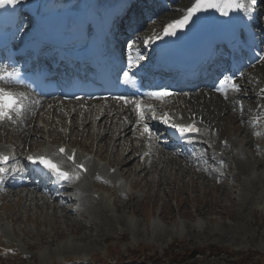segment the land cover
Returning a JSON list of instances; mask_svg holds the SVG:
<instances>
[{
	"label": "rangeland",
	"instance_id": "1",
	"mask_svg": "<svg viewBox=\"0 0 264 264\" xmlns=\"http://www.w3.org/2000/svg\"><path fill=\"white\" fill-rule=\"evenodd\" d=\"M217 120L218 125L231 123L237 126L233 130L239 129L231 133L244 148L241 159H251L248 168L240 170L231 158L227 176L218 180L199 173L177 174L179 170L170 166L149 176L132 172L126 178L125 169L141 164L133 160L120 168L111 162L116 175L107 186H93L92 192L82 188L84 199L93 202L81 203L80 212H52L27 199L16 204L22 193L11 194L0 205V245L11 251L0 253V264H264V153L246 144L243 121L227 115ZM77 138L99 157L88 131ZM257 143L264 144L262 139ZM117 145L112 149L110 144L104 162L120 153ZM163 163L165 167L167 161ZM96 255L105 257L104 263H93L90 257Z\"/></svg>",
	"mask_w": 264,
	"mask_h": 264
},
{
	"label": "snow or ice",
	"instance_id": "2",
	"mask_svg": "<svg viewBox=\"0 0 264 264\" xmlns=\"http://www.w3.org/2000/svg\"><path fill=\"white\" fill-rule=\"evenodd\" d=\"M19 0H0V7L8 4H16ZM258 0H190V6L181 11V15L177 19H172L170 22L166 23L163 27V36H176L178 31L185 29L190 25L193 19L201 12H205L209 9H215L219 11L222 15H228L232 11H242L248 12V5H256ZM161 37L159 34L155 36H149L147 38L148 43L155 40H159ZM129 48L135 47V41L128 46ZM145 57L136 50L135 53H129L127 57V63L129 67H138L140 61L144 60ZM135 73L130 74L129 72L123 73V79L125 83L133 82V76ZM21 76L20 71L13 70L8 71L3 69V75H0V81L5 82V86H0V123L4 121H11L13 119V114H19L23 111L24 105L22 103L23 93H16L7 87V84L12 81V78H17V82H21L19 77ZM241 78H243V73H241ZM231 82V91L236 93H241L243 91L242 86L232 79L231 76L226 77L225 81L221 84ZM218 91H223L222 88H218ZM152 98L164 99L166 97L174 95V93L167 90L153 92L150 94ZM260 96L264 98V88L260 89ZM225 98H227V92H225ZM118 100H123L125 104L130 101L121 96L117 97ZM135 104V108L138 114V124H143V131L141 135H147L148 139L154 138L152 129L149 124L146 123V119H162V122L169 125L173 129L180 139L189 137L192 134L199 135L201 133V128L195 122L191 120L188 123L175 122V119L170 114H163L161 117H157L156 110L153 105H144L139 101H131ZM241 111H243V105H241ZM183 117H181V120ZM200 123H203V118H201ZM225 143H227L225 141ZM33 165H36L41 169V171L48 177H51L54 182H76L81 179V172L86 173L88 169L83 163H77L75 151L67 150L64 147H60L57 152L53 153L51 156L46 154H38L35 156H28L26 158ZM10 160L8 155H0V163L7 164ZM71 165V171L65 170V164ZM115 171V169H113ZM8 169L5 167H0V184L4 183L5 174ZM99 178V177H98ZM107 182V181H106Z\"/></svg>",
	"mask_w": 264,
	"mask_h": 264
},
{
	"label": "bare ground",
	"instance_id": "3",
	"mask_svg": "<svg viewBox=\"0 0 264 264\" xmlns=\"http://www.w3.org/2000/svg\"><path fill=\"white\" fill-rule=\"evenodd\" d=\"M189 5H190V0H185L184 2H182L179 5V8L180 9H186ZM180 12L181 11H174L173 12V15L174 16H178L180 14ZM167 15L168 14H165L163 16V18H167V19L162 23V25L160 27H162L166 23L170 22L174 18L173 15H169L168 17H167ZM157 29L159 30V26H157L153 30H149L147 33L142 34L141 37L143 39H145V37L147 35L154 34ZM251 81L254 82V86H253L254 89H252V90L250 89V87L252 86L250 83H245L244 84V90L239 94V97L237 98V99H242L243 97L248 96V97H245V102L243 101L244 108H243V113L242 114L240 113L239 103L238 102H236V103L234 102L235 99H232L229 103H227V102L221 101L218 98H214L213 97L212 99H207V98L203 97L201 94H197L194 98H192V99H190L188 101L189 102L190 114L186 115L185 117L186 118H189L187 120H191L190 118H192V119L193 118H196L199 121L201 120V118H203V122L206 123L204 125L210 126L211 127L210 130L216 128V136L217 137H221L223 139H226L227 144L229 146H231L233 148V150H236V147L234 146L235 141L233 140L234 138L232 137V134L231 133L230 134L227 133V131L229 130L228 128L232 124L230 123L231 125L230 124L228 125V123H224V124L223 123H220V125H218V123H215V121L217 120V117H218V119H221L223 117L222 116V112H224L225 115L227 114V117L228 118H236V119H239V122L240 121H243L244 118L249 117L252 114V112H251L250 109L251 108H252V110L256 109L258 107V104L261 102V99L254 100V98H255V96L256 97H259L260 96L259 88L257 87V85L260 84L261 82H263V83H261L260 85H264V64H262L261 67L258 68L256 71H255V69L252 70ZM255 83H256V86H255ZM74 107H76V105ZM114 108H115V105L113 104L111 106V110L114 109ZM235 108H236V112H234V109ZM260 109L261 108H259L258 111H260ZM216 110H219V112H215ZM115 111H116V109L114 110V112ZM69 112H71V111H69ZM217 113H219V115H217ZM51 114H52L51 112H46L45 113V115H51ZM53 114H54V116H58L54 112H53ZM76 114H73L72 116H76ZM104 117L100 118L99 121H101ZM40 120H41V118H39V122H36V124H35V126H37L36 128H46V127H48V125H51L53 122H56L55 119H53L52 123H50L46 118H44V119H42V121L44 122V125L41 126ZM95 121H97V118H95V119H92V118L89 119V123H93ZM200 125H203V124L200 123ZM243 125H245V124H243ZM246 126H247V129L243 130L242 133H246V135L249 138L248 139V143L249 144H252L255 141V138L251 134L252 128L250 127V125L248 126L246 124ZM131 128H132V126H129L128 127L125 124L119 123L118 126L116 127V130L117 131L114 132V134H113V138L114 139H117L123 133L135 135L136 134V131L134 129H131ZM231 129L233 130V127ZM137 133H139V132H137ZM220 134H221V136H219ZM29 135L30 134H28L27 136H29ZM45 135H46V133L44 132L42 134V137H45ZM98 135H99V132H98ZM216 136H213L212 139L213 140H216V138H217ZM124 146H126V145H124ZM128 146H129L128 148H130V149H128V153L125 156H123L121 160L115 159V161H118V162H121L122 161V163H116V164H122L123 165L124 163H127L126 162V159H127V156H129V153L136 150L135 149L136 146L133 143H132V145H128ZM237 149L239 151V148L238 147H237ZM101 151L102 152H105L106 151V147L104 145L101 146ZM80 157L82 158L83 155H80ZM234 158H235V160H237L238 167L240 168V170L241 169H244V167L248 165L247 162H249V161L251 162V159L250 160H247V162L246 161L244 162L241 158L238 157L237 153H234ZM241 160H242V162H241ZM262 163H264V161H262ZM171 166H177V167H179L178 169L182 170L181 169L182 168L181 166H183V163L176 161L174 163H171ZM109 168L110 167H108V170H106L105 169V166H101L100 169L97 168L96 170H99L101 175L110 178V177H113L114 175H111L110 174ZM247 168H248V166H247ZM189 169H191V168H189ZM245 169H246V167H245ZM131 170H133V169L131 168V169H127L126 170V176L127 177H130V175H131L130 171ZM186 173L187 174L188 173L191 174V172H186ZM177 174H180V173H177ZM235 176H237V174ZM250 183H252V182L250 181ZM253 184H256V183H254V181H253ZM135 185H137V182L135 183ZM251 187H255V185L254 186H251ZM138 249L143 251V249H145V246H144L143 249L142 248H138Z\"/></svg>",
	"mask_w": 264,
	"mask_h": 264
}]
</instances>
